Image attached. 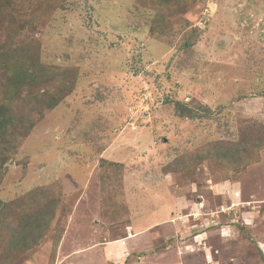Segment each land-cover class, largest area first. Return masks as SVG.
Wrapping results in <instances>:
<instances>
[{"label": "rangeland", "instance_id": "1", "mask_svg": "<svg viewBox=\"0 0 264 264\" xmlns=\"http://www.w3.org/2000/svg\"><path fill=\"white\" fill-rule=\"evenodd\" d=\"M0 10V49L29 47L0 54V264H264V149L243 129L264 130V0ZM240 136L239 170L196 160ZM48 202L36 246L10 243Z\"/></svg>", "mask_w": 264, "mask_h": 264}, {"label": "trees", "instance_id": "2", "mask_svg": "<svg viewBox=\"0 0 264 264\" xmlns=\"http://www.w3.org/2000/svg\"><path fill=\"white\" fill-rule=\"evenodd\" d=\"M186 1V0H182ZM1 12V10H0ZM15 25L17 24L14 22ZM6 46L1 47L0 54L6 55L7 58L11 59L12 61H20L22 59L21 56L23 54H27V49L29 48L28 45H22L14 48V50H10V47L8 43H6ZM10 75L12 74V71H10ZM18 77L19 80H23L26 77H29L28 80L32 82L33 85H40V80L36 77L35 71L27 73L18 71ZM12 80L16 81V77L13 78V76L9 77ZM14 86V85H13ZM9 88V86L5 87ZM4 89V88H3ZM13 90H10V92ZM10 94V93H9ZM18 101V100H17ZM20 102V101H18ZM53 105V104H52ZM56 106V103L53 105ZM51 106L50 108H52ZM12 110L9 106H6L5 104H2L0 106V125H4L5 122H7V119L12 116ZM245 133L251 135V134H257V145L254 148V151L257 153L260 149H264V130H262L261 127H258L255 123H252L251 125L244 126ZM245 145L246 143L243 142L241 139V136L238 137V139L234 141H225L221 140L218 141L214 146L212 145L211 152H208V154L202 153L198 154L196 160L197 161H204V160H215L218 164L225 167V169L237 171L239 170V167L242 164H247L250 160H245ZM244 161L242 164H238L239 162ZM237 164V165H236ZM57 204L56 202H48L47 204H43L41 208H39L34 212H31L32 214L21 216L20 222L18 223V227H16V233L20 236H13L16 235V233L12 234L10 243L15 244L16 242H20L22 244V249L28 250L33 246H36V243L38 239L41 238L42 233L44 234L46 228H48L49 222L52 220L54 215V209L56 208ZM47 214V215H44ZM46 216V218H45ZM40 222V224H39Z\"/></svg>", "mask_w": 264, "mask_h": 264}, {"label": "crops", "instance_id": "3", "mask_svg": "<svg viewBox=\"0 0 264 264\" xmlns=\"http://www.w3.org/2000/svg\"><path fill=\"white\" fill-rule=\"evenodd\" d=\"M245 212H247V210H245ZM106 246L108 247V249H110V251H112V250H118V252H120V249H123L124 248V247H122L123 245H122V242H120V241H118L116 243H112V244L110 243L109 246L108 245H106ZM105 248H103V249H105ZM260 248H261V251L260 252H262L263 255H264V248H263V250H262V247H260ZM108 260L109 261H113L112 258H109Z\"/></svg>", "mask_w": 264, "mask_h": 264}]
</instances>
